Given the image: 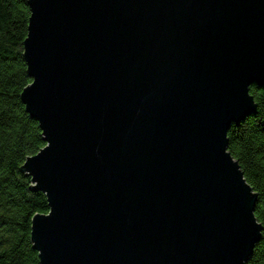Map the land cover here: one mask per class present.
<instances>
[{
  "label": "water",
  "instance_id": "95a60500",
  "mask_svg": "<svg viewBox=\"0 0 264 264\" xmlns=\"http://www.w3.org/2000/svg\"><path fill=\"white\" fill-rule=\"evenodd\" d=\"M26 2L39 264H244L262 226L227 132L264 88V0Z\"/></svg>",
  "mask_w": 264,
  "mask_h": 264
},
{
  "label": "trees",
  "instance_id": "16d2710c",
  "mask_svg": "<svg viewBox=\"0 0 264 264\" xmlns=\"http://www.w3.org/2000/svg\"><path fill=\"white\" fill-rule=\"evenodd\" d=\"M30 15L26 0H0V264H39L30 242L34 214H47L44 193L31 192V177L18 168L26 157L45 146L38 122L21 102L31 82L23 59V40ZM256 112L227 132V150L238 161L247 183L257 194L254 215L261 224L260 240L244 264H264V88L249 87Z\"/></svg>",
  "mask_w": 264,
  "mask_h": 264
}]
</instances>
